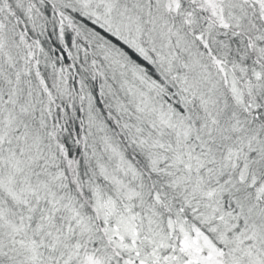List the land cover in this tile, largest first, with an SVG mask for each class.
Wrapping results in <instances>:
<instances>
[{
	"label": "snow or ice",
	"instance_id": "1",
	"mask_svg": "<svg viewBox=\"0 0 264 264\" xmlns=\"http://www.w3.org/2000/svg\"><path fill=\"white\" fill-rule=\"evenodd\" d=\"M0 264H264V0H0Z\"/></svg>",
	"mask_w": 264,
	"mask_h": 264
}]
</instances>
